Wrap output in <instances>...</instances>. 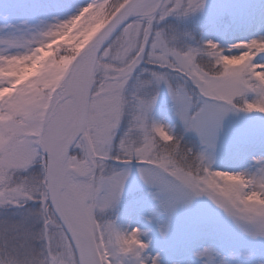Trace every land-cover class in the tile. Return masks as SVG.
Listing matches in <instances>:
<instances>
[{
    "label": "snow or ice",
    "instance_id": "obj_1",
    "mask_svg": "<svg viewBox=\"0 0 264 264\" xmlns=\"http://www.w3.org/2000/svg\"><path fill=\"white\" fill-rule=\"evenodd\" d=\"M206 7L207 0H89L66 19L0 37V208L38 204L0 221V264H163L147 231L122 228L109 214L133 172L146 200L129 213L140 211L162 239L178 208L207 197L243 233L264 240V155L254 171L212 166L226 116L264 114V35L228 48L213 39L193 46L180 44L191 33L160 27ZM216 23L232 26L231 10ZM162 87L185 131L199 137L198 152L153 118ZM256 139L241 130L232 147L243 153ZM189 239L195 244L199 233ZM193 251L197 264H235L213 245Z\"/></svg>",
    "mask_w": 264,
    "mask_h": 264
},
{
    "label": "rangeland",
    "instance_id": "obj_2",
    "mask_svg": "<svg viewBox=\"0 0 264 264\" xmlns=\"http://www.w3.org/2000/svg\"><path fill=\"white\" fill-rule=\"evenodd\" d=\"M88 2L89 0H0V37L18 34L21 30L27 32L29 29L38 25L41 20L52 23L55 22L56 19H63L67 16H71V14L73 15L76 13ZM41 4L48 5L49 7L37 9L36 5ZM224 9H230L235 18V23L230 27H224L216 23L217 16ZM260 14H262V16H260ZM259 17H263V20H258ZM196 22L200 23L203 29L206 28L201 36L200 42L213 39L222 47L228 48L232 44L229 41L234 37L239 38V33L242 34V37L246 38L252 36L256 32H258L259 35H264V0H207V7L202 13L185 19L168 17L166 22L161 23L160 27L165 30L173 27L183 33L185 31L182 29L183 26L187 27L189 24ZM198 26L199 24L195 25L194 32L198 29ZM253 26H255L256 29H254ZM249 27H252L253 31L243 33V31L247 30ZM185 43L193 46L196 44L194 39L182 40L180 42L181 45ZM257 59L260 62H264V58L258 57ZM204 62H207L206 57L204 58ZM136 74L141 75V72L138 71ZM146 75L147 74L144 73L142 78L146 77ZM134 83L135 80L133 79L129 84V93L134 90ZM163 114L168 118L170 122L169 126L175 135L181 130L184 137L196 141V152H198L201 148L199 137L193 132L185 131L182 123L175 115L167 89L162 87L158 101L153 110V118L156 119L158 115ZM241 130H251L256 134L258 139L261 130H264V114L256 112H232L226 116L223 121V128L219 135L215 153L213 154L212 166L214 169L229 170L227 167L221 169L220 167L222 165L217 166L215 164L218 158L224 155L222 151H226L227 149H229V152L234 151L232 142ZM249 148H253L255 151L253 155L245 152V156L249 157L250 162L240 163L238 165L239 167L233 171L255 170V159L259 158L256 155H264V148L254 145H251ZM110 163L115 166V162ZM138 185H140L138 175L133 172L129 177L118 211L116 213H109L116 218L118 224L123 216L129 212L130 206L139 208L141 203L146 200V190L140 189L137 187ZM37 207L38 206H32L31 209ZM0 210V215H3L2 221L11 220L9 216L4 215L6 213L12 211L16 214L23 213L22 209L16 208H0ZM136 213L138 215H136ZM136 213H133V215L136 219H140L142 217L141 212L137 211ZM205 227H212L222 234L228 232L238 233L241 231L211 200L207 197H198L195 198L189 206L180 207L176 210L168 237L169 243L172 245H177L179 243L186 244L190 241L189 237L193 230ZM247 237L249 238V236L246 235V238ZM254 263L264 264V247L262 250L259 249L256 251Z\"/></svg>",
    "mask_w": 264,
    "mask_h": 264
},
{
    "label": "bare ground",
    "instance_id": "obj_3",
    "mask_svg": "<svg viewBox=\"0 0 264 264\" xmlns=\"http://www.w3.org/2000/svg\"><path fill=\"white\" fill-rule=\"evenodd\" d=\"M260 16H262V14H260ZM68 17L69 16L63 19H66ZM258 20H263V17H259ZM253 28L256 29L255 26H253ZM253 28L249 27L247 30L243 31V33L252 32ZM256 34H258V32L253 34L255 36L252 35L246 38L242 37V34L239 33V38L234 37L229 42L233 44L238 40H243L244 38L252 39L261 36L259 34ZM155 120L170 127L169 120L164 114L158 115ZM252 145L264 148V144L260 142V135L256 142ZM228 150L229 149H227L226 151H222L224 155L218 158V161L215 165H222L220 167L221 169L227 167L230 171L236 170L239 167L238 165L240 163L250 162L249 157L245 156V152L252 155L255 152L253 148H248L243 153H237L235 150L229 152ZM261 155L262 154H257L256 156L260 157ZM136 215L138 214L136 213ZM119 225L122 228L138 226L141 227L142 230L147 231L148 235H146L144 238L146 241L151 240V254L154 255L156 252H160L163 264H176V262H180V264L197 263L193 249L194 247H199L200 245H203L205 247H207L208 245L215 246L219 250L221 256L226 257L229 260L234 259L235 264H255L254 259L256 251L259 249L262 250V248L264 247L263 240L253 239L250 237L246 238V234L242 231H239L238 233L228 232L222 234L220 231L214 230L212 227L198 228L196 231L199 233L200 239L195 244L189 241L186 244L179 243L177 244L178 246L172 245L169 243V239L164 240L159 237V235L152 229V226L144 220L143 216L140 219H136V217L129 212L123 216Z\"/></svg>",
    "mask_w": 264,
    "mask_h": 264
},
{
    "label": "trees",
    "instance_id": "obj_4",
    "mask_svg": "<svg viewBox=\"0 0 264 264\" xmlns=\"http://www.w3.org/2000/svg\"><path fill=\"white\" fill-rule=\"evenodd\" d=\"M190 28H192V25L187 27V29L184 31V32H188V33H191L192 34V31H190ZM200 30H198L199 32ZM197 32V33H198ZM199 37V34L196 35L194 34V40H196V38L198 39ZM176 137L178 138V140L180 141L181 145L185 148V149H192L193 152H196V142L195 140L193 139H190V138H186L183 136V134L181 132H179ZM34 207V206H38V204L36 205L35 203L33 202H29L28 205H26L24 208H22V211L23 213L22 214H16L15 212H9V213H6L4 215H7L12 219H16V218H19L21 216H23L27 210L31 209V207ZM1 211V210H0ZM19 216V217H18ZM2 218H3V215H0V221H2Z\"/></svg>",
    "mask_w": 264,
    "mask_h": 264
}]
</instances>
